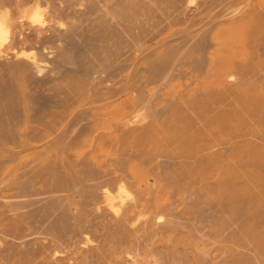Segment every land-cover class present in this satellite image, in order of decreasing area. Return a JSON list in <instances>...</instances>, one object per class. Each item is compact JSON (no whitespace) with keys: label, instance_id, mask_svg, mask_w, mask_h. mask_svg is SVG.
I'll use <instances>...</instances> for the list:
<instances>
[{"label":"bare ground","instance_id":"6f19581e","mask_svg":"<svg viewBox=\"0 0 264 264\" xmlns=\"http://www.w3.org/2000/svg\"><path fill=\"white\" fill-rule=\"evenodd\" d=\"M35 2L0 0V264H264V0Z\"/></svg>","mask_w":264,"mask_h":264},{"label":"clouds","instance_id":"9594fccd","mask_svg":"<svg viewBox=\"0 0 264 264\" xmlns=\"http://www.w3.org/2000/svg\"><path fill=\"white\" fill-rule=\"evenodd\" d=\"M49 7L50 5L42 7L39 0H36L35 3L19 9L20 15L18 21L21 25H23L25 21H28L33 27H46L50 23V21L46 19L49 13ZM16 22L17 20L12 17V8H0V55L4 54L3 50L5 46L11 42L13 26ZM63 26V23H60V27Z\"/></svg>","mask_w":264,"mask_h":264}]
</instances>
